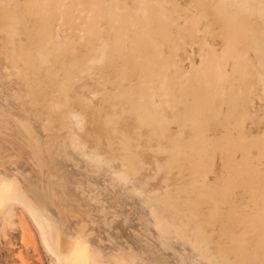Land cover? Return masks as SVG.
I'll return each mask as SVG.
<instances>
[{
    "label": "bare ground",
    "instance_id": "1",
    "mask_svg": "<svg viewBox=\"0 0 264 264\" xmlns=\"http://www.w3.org/2000/svg\"><path fill=\"white\" fill-rule=\"evenodd\" d=\"M177 1L0 0V215L51 264H264V0Z\"/></svg>",
    "mask_w": 264,
    "mask_h": 264
},
{
    "label": "rangeland",
    "instance_id": "2",
    "mask_svg": "<svg viewBox=\"0 0 264 264\" xmlns=\"http://www.w3.org/2000/svg\"><path fill=\"white\" fill-rule=\"evenodd\" d=\"M162 1H167V2H172V0H162ZM176 2H178L177 0H175ZM147 2H156V0H147ZM144 6H146L147 4H142ZM141 11H144L143 9H140ZM182 13H185V10L182 11ZM170 17V15H169ZM192 16L189 15L187 16V20L191 19ZM199 23V28L201 31L206 32V36L209 37V39H211L212 36H215L216 32H218L219 28L216 27V30L212 31V27L209 23V30H206L205 24L206 21L204 18H201L198 20ZM211 30V31H210ZM220 36L222 37V33H220ZM220 41L219 44L217 45L218 48V52L220 51V49L222 48L223 45H220ZM187 47L189 50H193V52H185L184 49L180 50L181 53V63L184 67L185 71H189L191 69V64L192 65H198L201 62V58L203 57V51L201 49V47H203L202 45H199V43H194L193 47H191L189 44H187ZM227 71L229 73H231V66L229 65L227 67ZM258 102H262L261 100H258ZM258 104V103H257ZM256 108L258 106H255ZM21 207L17 206L16 212L17 215H14V217H12L13 219V223L15 224H6L4 222L3 217H1L0 215V264H25L24 262H22L20 258V255H22L25 260H29L31 262V264H51V261L49 259V255L47 252L44 251V248L42 247V244L40 243V239H39V235L38 232L36 230V228L34 227L33 223L31 222V220L29 219V216H27V214L25 213V211L23 210V217H22V221L20 220V211ZM17 216V217H16ZM22 223H21V222ZM18 224H21V226H19ZM22 225H25L28 227V234H27V238L23 239V231L22 229ZM28 235H29V239H28ZM10 239V240H8ZM36 244H33V243ZM33 244V245H32ZM26 246V247H25ZM35 246L36 249L38 250L37 254L36 253V249L33 247ZM34 248V249H32ZM21 249V250H20ZM19 251V252H18ZM21 251V252H20ZM35 251V252H34ZM41 256V257H37V256ZM18 257V258H17ZM37 257V259L35 258ZM41 258V259H40ZM20 260V261H19ZM41 260V261H39ZM40 263H39V262ZM43 261V262H42Z\"/></svg>",
    "mask_w": 264,
    "mask_h": 264
}]
</instances>
